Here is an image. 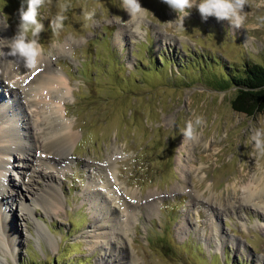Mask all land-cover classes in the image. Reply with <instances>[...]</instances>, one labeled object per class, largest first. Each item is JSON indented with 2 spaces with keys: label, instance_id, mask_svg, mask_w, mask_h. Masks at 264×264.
Wrapping results in <instances>:
<instances>
[{
  "label": "rangeland",
  "instance_id": "obj_1",
  "mask_svg": "<svg viewBox=\"0 0 264 264\" xmlns=\"http://www.w3.org/2000/svg\"><path fill=\"white\" fill-rule=\"evenodd\" d=\"M63 2L40 9V43L66 82L60 111L75 141L60 172L30 184L21 154L10 157L4 193L14 204L4 196L0 208L16 243L10 251L0 229V264H264V197L242 198L264 180L250 140L264 116L233 111L234 87L216 79L264 59V0H249L240 29L193 8L186 32L167 23L177 14L161 0H140L149 12L132 18L121 0H70L54 36ZM20 3L0 0L8 44ZM197 115L205 123L186 140ZM51 184L58 201L43 196Z\"/></svg>",
  "mask_w": 264,
  "mask_h": 264
},
{
  "label": "bare ground",
  "instance_id": "obj_2",
  "mask_svg": "<svg viewBox=\"0 0 264 264\" xmlns=\"http://www.w3.org/2000/svg\"><path fill=\"white\" fill-rule=\"evenodd\" d=\"M3 30L0 33V84L3 87L0 98L6 99L0 101V201L9 197L14 204L12 195L6 196L4 193L12 154H21L18 160L23 158L21 169L25 170L22 184H30L35 175L48 177L46 170L49 173L60 172L64 168L66 152L74 144L75 136L60 111L64 95L61 97V93L66 91L63 90L66 82L50 70L48 60L43 56L37 66L31 69L13 58L9 54V44ZM20 69L21 76L18 74ZM45 190V198L58 201L55 184ZM263 197L264 180H256L242 189V198L246 202ZM2 212L1 215L0 208V222L3 216L0 229L4 228L5 233L1 236L12 251L16 234L8 228L10 224L7 217L9 220L11 213Z\"/></svg>",
  "mask_w": 264,
  "mask_h": 264
},
{
  "label": "clouds",
  "instance_id": "obj_3",
  "mask_svg": "<svg viewBox=\"0 0 264 264\" xmlns=\"http://www.w3.org/2000/svg\"><path fill=\"white\" fill-rule=\"evenodd\" d=\"M48 3L51 0H47ZM172 11L177 14L175 21L178 27L186 32L184 20L191 15V10L195 8L202 21L206 22L209 18H215L217 22L226 21L233 29H240L245 24L247 14L244 12L249 0H161ZM46 0H21L18 9L19 22L16 26L15 34L8 39L10 41L9 54L19 60L24 67L34 68L44 51V45L40 43L41 34L46 30L42 22L40 9L45 6ZM70 7V0H64L60 4V11L52 18L49 23L54 36H58L64 29V21L67 16L64 14ZM121 8L127 12L130 18L141 12H149L143 8L140 0H121ZM85 20H91L94 12H83ZM154 15V14H153ZM113 20H122L119 16H113ZM8 25L5 24V27ZM194 31H198L195 30ZM205 123L204 117L197 115L194 119L186 122L183 130V137L186 140H195L198 129ZM251 145L253 150L260 156H264V127L256 128L251 135Z\"/></svg>",
  "mask_w": 264,
  "mask_h": 264
},
{
  "label": "trees",
  "instance_id": "obj_4",
  "mask_svg": "<svg viewBox=\"0 0 264 264\" xmlns=\"http://www.w3.org/2000/svg\"><path fill=\"white\" fill-rule=\"evenodd\" d=\"M216 79L220 88L234 87V94L229 100L233 111L246 116L255 113L264 116V59L261 63L245 64L241 74L236 72Z\"/></svg>",
  "mask_w": 264,
  "mask_h": 264
}]
</instances>
